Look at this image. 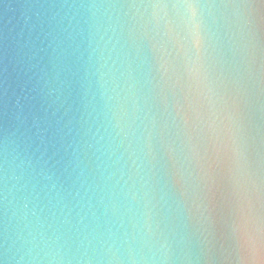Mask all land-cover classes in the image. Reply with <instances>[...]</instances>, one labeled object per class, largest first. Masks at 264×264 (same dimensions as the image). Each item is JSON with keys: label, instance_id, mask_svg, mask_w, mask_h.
<instances>
[{"label": "water", "instance_id": "water-1", "mask_svg": "<svg viewBox=\"0 0 264 264\" xmlns=\"http://www.w3.org/2000/svg\"><path fill=\"white\" fill-rule=\"evenodd\" d=\"M0 264H264V0H0Z\"/></svg>", "mask_w": 264, "mask_h": 264}]
</instances>
